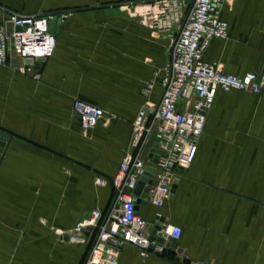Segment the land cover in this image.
Returning <instances> with one entry per match:
<instances>
[{"label":"crops","instance_id":"crops-1","mask_svg":"<svg viewBox=\"0 0 264 264\" xmlns=\"http://www.w3.org/2000/svg\"><path fill=\"white\" fill-rule=\"evenodd\" d=\"M123 1L0 0V24L8 10L66 14L40 79L18 72V58L0 64V132L9 136L0 156V264H82L93 238L74 240L77 224L114 206L113 178L133 152L136 116L161 98L171 41L170 30L123 12ZM222 16L230 35L214 39L205 60L228 73H263L264 0H230ZM76 97L106 117L84 131ZM206 117L174 194L163 206L146 196L139 205L148 221L160 214L182 228V253L170 239L149 256L125 244L118 264H264V86L219 90Z\"/></svg>","mask_w":264,"mask_h":264},{"label":"built area","instance_id":"built-area-1","mask_svg":"<svg viewBox=\"0 0 264 264\" xmlns=\"http://www.w3.org/2000/svg\"><path fill=\"white\" fill-rule=\"evenodd\" d=\"M228 2L230 0H126L120 3L123 12L145 27L155 31L170 30L171 41L167 63L158 78L161 98L139 111L131 133L133 152L124 156L113 178L114 206L107 215L98 208L93 209L72 234L78 241L93 238L82 264H118L125 244L136 246L141 256L161 254L166 248L165 241L160 242L157 237L175 241L180 238L182 228L168 223L152 237L149 226L160 219V214L153 221L141 215L138 200L142 197L135 191L147 167H155L154 182H146L145 186L152 201L163 206L179 174L196 158L206 112L212 107L217 92L260 93L264 86V72L228 73L205 60L211 42L230 35V24L222 16ZM65 15L63 12L25 14L8 10L0 24V64L6 65L12 58H18V72L40 79L42 64L53 56L57 46V35L49 29L50 19ZM8 24H12L11 31ZM155 82L153 79L150 86ZM73 110L80 114L84 131L107 115L101 106L79 97L74 98ZM97 182L104 185L107 179L98 177ZM87 228H90L88 232Z\"/></svg>","mask_w":264,"mask_h":264},{"label":"water","instance_id":"water-1","mask_svg":"<svg viewBox=\"0 0 264 264\" xmlns=\"http://www.w3.org/2000/svg\"><path fill=\"white\" fill-rule=\"evenodd\" d=\"M63 22V18H61V17H54V18H51L50 19V22H49V29H50V31L51 32H53V33H57V32H59V28H60V24ZM11 25L12 24H8V26H9V31H11V29H12V27H11ZM28 62H32L33 60H27ZM79 117H80V114H79ZM81 118V117H80ZM8 139H9V136L7 135V134H4V133H2V132H0V156H1V153H2V151H3V148L5 147V145H6V142L8 141ZM153 151V150H152ZM150 156H153V152L152 153H150ZM155 161H157V157H155V159H154ZM155 171H156V168L155 167H153V166H148L147 167V169H146V171H145V174H144V176L142 177V179H141V182L139 183V185H138V188L136 189V191H135V193L137 194V195H141L142 197L143 196H146V198L148 199V200H150V201H152V196L151 195H149L148 193L146 194H144L143 193V189L146 191V192H148V187H146L145 186V183L146 182H148V183H152V182H154V180H153V178H154V173H155ZM178 179H176L175 180V183H174V185H173V189H172V194H171V196L174 194V192H175V190H176V187H177V183H178ZM138 202H140V200H138ZM123 213L122 212H120V215H122ZM156 218H158V217H156ZM168 223V219H166V218H161V219H158V220H155V224L154 225H150L149 226V229L150 230H152V233H153V238H155V233H156V231L157 230H159V229H161V227L163 226V225H166ZM90 228H87V229H85L86 230V232H88V230H89ZM61 238H65V239H67V236H62ZM157 239L160 241V242H164L165 241V239L163 238V237H157ZM170 240H172L171 238H169ZM173 241V244H171V247H173L172 249H177V252H179V253H182V251H183V248H181V247H177V245H176V241L175 240H172ZM168 244H165V246H167Z\"/></svg>","mask_w":264,"mask_h":264}]
</instances>
